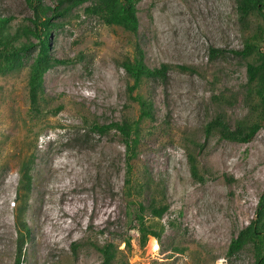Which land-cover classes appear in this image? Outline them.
Returning a JSON list of instances; mask_svg holds the SVG:
<instances>
[{"label":"rangeland","instance_id":"obj_1","mask_svg":"<svg viewBox=\"0 0 264 264\" xmlns=\"http://www.w3.org/2000/svg\"><path fill=\"white\" fill-rule=\"evenodd\" d=\"M85 6L56 20L61 26L51 32L50 55L65 63L44 74L37 111L27 90L35 51L17 71L0 76V264H17L24 227L19 264H100L97 247L104 245L115 249V264H253L251 246L232 256L227 250L254 219L264 188V131L236 143L216 132L206 136L204 126L218 114L232 128L254 121L248 60L231 51L242 49L260 18L250 16L243 32L234 0H142L132 35L86 15ZM31 16L25 0H0L10 33ZM137 47L149 68L171 69L165 81L142 79L130 93L133 81L121 61ZM210 48L223 53L211 58ZM136 96L150 101L152 118L138 124L129 175L119 132L90 127L136 122ZM188 154L201 180L191 174ZM29 158L26 191L20 167ZM153 200L167 206L161 218L150 216ZM130 201L143 205L142 223L158 239L140 244Z\"/></svg>","mask_w":264,"mask_h":264},{"label":"trees","instance_id":"obj_2","mask_svg":"<svg viewBox=\"0 0 264 264\" xmlns=\"http://www.w3.org/2000/svg\"><path fill=\"white\" fill-rule=\"evenodd\" d=\"M142 0H56L54 5H47L42 0H25L27 6L32 10V16L28 18L27 25L18 26L12 33L9 32L7 24L9 20L0 17V76L17 71L22 67L23 60L33 51L35 55L29 65L27 76V90L29 102L32 110H38V103L43 94L44 74L55 65L65 63L50 55L51 32L61 25L57 19L65 18L75 9L86 4L84 13L100 20L107 26L120 27L122 30L136 35L139 29L137 16V4ZM238 15V22L241 30L246 31L249 27V17L257 15L260 20L255 25L253 31L245 36L242 49L233 50L231 53L246 63V98L249 100L250 111L254 113L255 119L252 122L240 120L235 122L234 127L228 123L224 114L216 115L210 122L205 124L204 133L206 136L212 132L219 134L220 138L236 142L248 143L260 131H264V0H234ZM223 53L222 49H209L211 58ZM121 67L126 75L133 81L128 88L132 93L140 84L142 79L153 81H165L171 67L162 64L158 68H149L143 58L142 50L137 47L136 55L133 58L125 57L121 61ZM180 70H191L187 67H179ZM139 104L140 116L136 122L98 124L92 122L90 132L105 134L115 129L122 137L126 148L127 174H131V161L136 157L140 144V132L138 124L143 119L152 118V104L141 96L133 98ZM213 100L221 103H230L223 96H213ZM58 108L55 112H58ZM191 174L197 175L195 159L188 154ZM32 158L27 159L20 167L21 185L24 184L26 191L29 190L30 171ZM127 188L130 187L129 179L126 180ZM129 185V187H128ZM131 216L139 223V242L142 246L146 244L148 236L158 239L159 234L149 229L142 223L143 205L130 201ZM150 216L161 218L167 210V206H156L155 201L149 207ZM23 235H28V230L24 227V233H20L18 238L17 261L22 254ZM129 245V241H125ZM246 246H251L254 254L253 264H264V188L259 197L254 219L241 229L237 236L233 238L228 246L227 255L232 256ZM102 256L100 264H115L116 252L111 245L97 247Z\"/></svg>","mask_w":264,"mask_h":264},{"label":"bare ground","instance_id":"obj_3","mask_svg":"<svg viewBox=\"0 0 264 264\" xmlns=\"http://www.w3.org/2000/svg\"><path fill=\"white\" fill-rule=\"evenodd\" d=\"M153 249L155 250L156 248H157V244L154 242V240H153Z\"/></svg>","mask_w":264,"mask_h":264},{"label":"built area","instance_id":"obj_4","mask_svg":"<svg viewBox=\"0 0 264 264\" xmlns=\"http://www.w3.org/2000/svg\"><path fill=\"white\" fill-rule=\"evenodd\" d=\"M224 261L223 260H221V261H219V263L218 264H222Z\"/></svg>","mask_w":264,"mask_h":264}]
</instances>
